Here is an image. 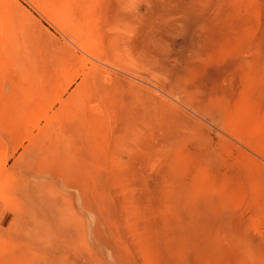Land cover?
Returning <instances> with one entry per match:
<instances>
[{
	"label": "rangeland",
	"instance_id": "obj_1",
	"mask_svg": "<svg viewBox=\"0 0 264 264\" xmlns=\"http://www.w3.org/2000/svg\"><path fill=\"white\" fill-rule=\"evenodd\" d=\"M0 17V264H264V0Z\"/></svg>",
	"mask_w": 264,
	"mask_h": 264
},
{
	"label": "bare ground",
	"instance_id": "obj_2",
	"mask_svg": "<svg viewBox=\"0 0 264 264\" xmlns=\"http://www.w3.org/2000/svg\"><path fill=\"white\" fill-rule=\"evenodd\" d=\"M1 18V17H0ZM89 52V51H88Z\"/></svg>",
	"mask_w": 264,
	"mask_h": 264
}]
</instances>
